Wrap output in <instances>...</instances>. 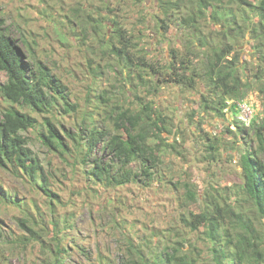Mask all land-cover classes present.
I'll use <instances>...</instances> for the list:
<instances>
[{
    "label": "trees",
    "instance_id": "obj_1",
    "mask_svg": "<svg viewBox=\"0 0 264 264\" xmlns=\"http://www.w3.org/2000/svg\"><path fill=\"white\" fill-rule=\"evenodd\" d=\"M102 2L95 11L93 5L90 8L80 0L81 5L73 10L93 25L99 37L100 58L106 65L101 61L95 65L91 57L93 75L100 76L104 67H115L123 84L116 99L110 97L113 90L106 88L96 95V104L89 94L81 111L79 104L71 101L67 83L38 58L37 38L21 31L17 40L0 16V75H6L0 84V169L19 180L27 192L23 196L18 189L6 188L0 177V204L20 208L18 222L28 232L20 236V242L48 235L49 239L41 242L45 264H66L78 249L87 255L83 246L71 243L73 214L62 216L57 208L58 203L63 204L59 187L65 184L67 165L77 179L82 178L77 181L83 187L78 183L79 190L73 192L82 195L91 190L98 200L104 191L109 194L129 183L138 184L139 173L146 185L155 178L160 182L165 179L159 167L168 152L184 156L179 126L155 99L156 92L171 83L197 92L198 106L188 117L194 124V116L199 114L209 173L225 159L232 161L235 151L241 168L226 176L212 171L213 179L206 181L202 193L196 182L182 175L185 187L182 196L176 197L178 213L172 217V226L152 231L155 238L139 241L134 223L126 226L128 218L122 217L123 224L115 217L123 255L115 261L99 249L94 264H264V116L258 111L251 119V139L243 135L246 125L238 118L242 102L257 105L258 101L247 97L251 89L259 91L264 109V0H158L156 11L149 16L155 19L163 40L174 20L189 30L184 46L168 43L166 62L139 48L138 35L128 28L123 13L128 9L120 2ZM139 18L147 24V17L140 14ZM60 20L61 24L71 21L68 14L55 19ZM138 31L143 33L142 27ZM84 37H80L83 44ZM252 40L253 47H245L249 57L242 61L237 47ZM143 88L146 95L139 93ZM210 117L227 121L226 130L232 138L223 133L210 136L202 126ZM101 122H105L103 129ZM67 123L74 132L64 126ZM31 130L50 151L60 155L61 166L51 160L43 162L34 152L27 135ZM174 134L179 141H168ZM251 140L256 145H251ZM143 183L141 186H146ZM39 195L44 198L43 205L36 202ZM85 200L89 205L98 201ZM120 210V205H115L113 215L118 217ZM2 246L0 241V249ZM2 256L0 264H8Z\"/></svg>",
    "mask_w": 264,
    "mask_h": 264
},
{
    "label": "rangeland",
    "instance_id": "obj_2",
    "mask_svg": "<svg viewBox=\"0 0 264 264\" xmlns=\"http://www.w3.org/2000/svg\"><path fill=\"white\" fill-rule=\"evenodd\" d=\"M80 0H0V16L6 28L17 40L20 39L21 31L29 33L37 38L36 54L39 59L51 70L59 75L68 85L70 98L73 103H78L80 111L86 106L87 96L90 94V99L96 104L97 97L103 88L113 90L110 94L112 99H116L120 95V85L123 80L117 78L118 72L109 66L102 68L100 76L95 77L92 69L89 67V59L95 58L94 64L101 61L105 66L106 62L100 58L102 51L98 40L97 32L90 22H85L73 8L80 6ZM85 6L93 5V10L97 11L98 7L103 3L102 0H83ZM109 3L122 4V7L128 9L123 12L126 16L128 28L135 31L138 35V44L141 50L149 51L154 58H159L166 62V58L170 54L167 47L169 42H178L180 46H184L185 34L189 33L188 29L180 28L177 20L171 24L170 31L167 33L164 40L162 35L155 28V19L150 17L151 12L156 11L158 0H139L137 5L136 0H107ZM136 5V6H135ZM47 9H49L47 13ZM135 10V13H133ZM137 10V11H136ZM68 14L71 21L66 23L56 22V18H64ZM147 17V24L140 22L139 15ZM125 19L123 22H125ZM94 23V22H93ZM142 27L143 33H139L138 28ZM105 28L103 27V30ZM84 32V34H83ZM206 32H208L206 30ZM83 36L85 43L83 44L80 37ZM140 35V36H139ZM169 37V40H168ZM255 40L248 41L243 46L238 45L237 52L242 61H245L249 55H245L247 48L253 47ZM22 45V44H21ZM23 46V45H22ZM245 48V51H244ZM251 53V51H248ZM93 53H96L95 55ZM27 55V54H26ZM27 58V57H26ZM165 58V59H164ZM29 61V60H28ZM119 77L121 75L119 74ZM6 75H0V84L5 82ZM129 83L125 85L128 87ZM146 95L145 88L139 92ZM197 92L195 90L184 89L182 86L168 83L161 87V91L156 92L155 99L158 106L165 113L173 116L175 126H179V139L184 156H179L174 152H168L165 156L164 163L159 167L164 171V180L159 181L158 178L150 180V184L143 183L144 179L139 173V183H129L121 186L118 190L111 193L103 192L101 199H96L94 193L90 190L87 194L85 191L82 195L74 193L73 190H79L78 179L73 174L72 168L67 165L65 171L67 177H64V185H60L59 192L63 199V204H57L58 210L62 216L73 214V228L71 229L72 242L79 244L87 251V255L83 254V250L78 249L72 252L71 256L66 260V264H94L95 255L101 249L105 255L110 256L112 260L120 261L123 253L120 250L121 230L115 227V217L120 223L126 224L125 218H128V223H134L135 234L139 241L144 237L152 236V231L156 227L166 228L172 223V217L177 214L176 201L177 195L183 193L185 187L182 175L189 180V177L196 182L201 188V193L207 185V180H212L211 172H218L219 176L233 173L241 168L238 164L239 154L235 151V156L232 161L225 159L220 165L213 167L211 172L207 170L208 162L206 156L207 151L204 149L205 141L201 139L199 134L200 117L198 112L195 114L194 124L189 120V111L194 110L196 104L195 99ZM248 99L258 101L256 106H251L250 103L242 102L241 113L238 118L241 119L246 129L243 130V135L247 138H253V129L249 125L251 119L259 111L261 116H264L263 104L260 93L257 89H251L248 92ZM134 100L135 98L132 97ZM0 101H2L0 99ZM229 115V112H227ZM39 117V115H38ZM81 118V115H79ZM42 120L41 117H39ZM230 121L229 123H231ZM198 123V124H197ZM108 124V123H107ZM227 121L216 120L210 117L204 121L202 126L210 132V136L225 135L227 139L232 138V134L227 132ZM105 122H101L102 128ZM67 129L74 132V127L70 124L64 125ZM231 129L235 128V124L230 125ZM103 129V128H102ZM63 131V130H62ZM29 145L34 152L40 157L43 162L52 161L53 165H62V158L58 153L50 151L48 146L44 144L36 131L31 130L27 133ZM167 136V135H166ZM167 139L172 141L178 139L174 134ZM251 145H256L255 140L250 141ZM229 154H226L228 157ZM74 176V177H73ZM0 177L4 180L6 188L18 189L23 196L27 194L25 187L19 180L11 174L3 172L0 169ZM185 179V181H186ZM190 179V180H191ZM143 183L146 186H141ZM181 188L177 190L176 186ZM62 186V187H61ZM88 196H86V195ZM182 196V195H181ZM88 200H95L92 205L87 204ZM116 199V202L113 199ZM28 199V197L26 198ZM36 202L39 205L44 204V198L39 195ZM32 204V203H31ZM120 205L121 210L119 216L113 215L114 206ZM33 206V205H32ZM32 208V207H31ZM21 216L19 207H9L4 203L0 204V241L3 244L0 249L1 258L8 264H45L46 252L43 253L42 239L48 240L49 236L44 235L41 240H26L20 242V236H24V229L19 225L18 217ZM124 217V219L122 218ZM173 224V223H172ZM42 225V224H40ZM172 226V225H170ZM131 227V226H130ZM200 243V242H199ZM10 246H14V250H10ZM24 246H28L24 249ZM203 246V245H202ZM204 255L207 256L205 250ZM90 257V258H89Z\"/></svg>",
    "mask_w": 264,
    "mask_h": 264
},
{
    "label": "built area",
    "instance_id": "obj_3",
    "mask_svg": "<svg viewBox=\"0 0 264 264\" xmlns=\"http://www.w3.org/2000/svg\"><path fill=\"white\" fill-rule=\"evenodd\" d=\"M240 107H241V105H240ZM241 111H242V107H241Z\"/></svg>",
    "mask_w": 264,
    "mask_h": 264
}]
</instances>
